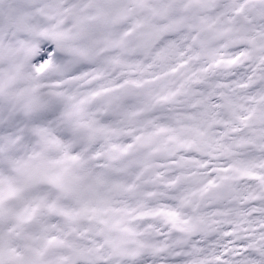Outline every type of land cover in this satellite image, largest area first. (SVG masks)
<instances>
[{
	"label": "snow or ice",
	"instance_id": "obj_1",
	"mask_svg": "<svg viewBox=\"0 0 264 264\" xmlns=\"http://www.w3.org/2000/svg\"><path fill=\"white\" fill-rule=\"evenodd\" d=\"M0 264H264V0H0Z\"/></svg>",
	"mask_w": 264,
	"mask_h": 264
}]
</instances>
